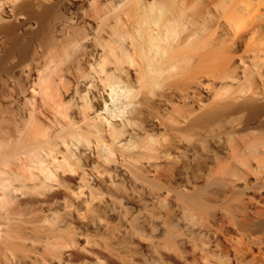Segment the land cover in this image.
<instances>
[{
    "label": "bare ground",
    "instance_id": "obj_1",
    "mask_svg": "<svg viewBox=\"0 0 264 264\" xmlns=\"http://www.w3.org/2000/svg\"><path fill=\"white\" fill-rule=\"evenodd\" d=\"M91 2L0 0V100L17 110L0 107V264H35L29 233L58 238L120 196L162 250L264 264V0ZM35 45L52 65L24 64ZM49 89L64 98L46 107Z\"/></svg>",
    "mask_w": 264,
    "mask_h": 264
},
{
    "label": "rangeland",
    "instance_id": "obj_2",
    "mask_svg": "<svg viewBox=\"0 0 264 264\" xmlns=\"http://www.w3.org/2000/svg\"><path fill=\"white\" fill-rule=\"evenodd\" d=\"M91 1H92L91 5L95 6V4L97 3V0H91ZM73 9L77 10V7H74ZM29 38H30V36L28 35V37H26V40H28ZM32 52H33L32 57L29 58L24 64H34V62H35V63H38V65H40V66H38L39 68H42L41 66L46 67V66L52 65L49 61V57H48L49 53L47 51H44L42 49V47L35 45ZM9 60L7 61V65L11 66L15 62H17L18 58L12 57ZM38 60H39V62H37ZM54 91L55 90H52V89H49L46 91H40V93L36 94V97L37 98H39V97L46 98V102H47L46 107H49L50 103H54L55 101L58 102V99L62 100V98H64L63 96L59 95V92H57V91L54 92ZM7 97H4L0 100V107H2V108H4V107L8 108L9 107L11 109L12 113H17V110L15 111L13 109V107L11 106V105H13L12 104V98L10 96H7ZM30 107L35 108V103H31V102L28 103L27 108H30ZM37 113L41 114L44 112H42L40 109H37ZM41 116H43V115L41 114L39 117L41 118ZM6 128L10 129V126H7ZM69 163L73 167H75V169H78V167H79L80 171L83 169V167H85L84 160L80 159V158L77 160V162L73 158L69 161ZM13 165H14V163H8L6 168L10 169ZM76 172L78 173V170ZM77 173H76V175L75 174H73V175L77 176ZM150 183L153 186V181ZM126 187H127V185H126ZM97 190H98V192H97ZM95 192L97 194L99 193L98 195H101L104 193L103 189L99 188V187L95 188ZM122 197L123 196L115 197L113 199L114 201H117V203H119V204L115 203L116 205L114 204V206L111 207L108 210V212L107 211H105V212L104 211L92 212L91 210H88L85 208L77 210L75 213L73 212L74 213L73 215H70V216H68V218H66L67 222L63 221L65 224L63 222L60 223V228H61V231L63 234L58 235V238H55L57 236H51V237L47 236L48 238L46 236H42V237L38 238L34 233H32V234L29 233V235L32 237H29V239L27 241H28V244L30 243L29 244L30 247L32 246L31 247L32 250L27 251L26 254L31 256V258H33V256H35L34 259L36 261L34 259H32V261L35 264H46V263L47 264H58L59 253H63V255H64V259L62 260V263L59 262L60 264H67L68 261H69L68 264H88V263L89 264L90 263L91 264L92 263L93 264H146V263L157 264L158 262H160V264H172V263L173 264H177V263L178 264L179 263L180 264H185V263L186 264H199L198 260L196 261L194 259L195 260L194 261L192 259L193 257L191 258L190 256L187 255L186 251H184L185 250L184 248L181 249V247H180V249H178V252L180 253L181 256H179L178 254L176 255V253L174 251H166L165 249L162 250V248L160 246L161 245L160 241L162 239L161 235H155V234L151 233L150 232L151 228H150L149 223H148L149 226H147V223H143V225L145 224V226H143L142 223H140V222H144V220H145V214L144 213L146 212V209L140 205L135 204V202H133V199L128 201V199H126L125 197H123V198ZM6 199L10 200V202H11V203H9V205H7L8 209L10 206L11 207L15 206L14 204L17 205L16 200L12 201V198H10V197H6ZM128 202H130V203L128 204ZM115 206H116V208H115ZM127 207H129V208H127ZM112 208H115V209H112ZM121 208H124V209L122 210ZM142 208H144V210ZM140 212H142V213H140ZM89 213H90V215H89ZM117 214H118V216H117ZM59 215H60L59 212H57V213L55 212L54 214L53 213L48 214L49 217L51 216L52 220H54V218L58 217ZM138 215H139V217H138ZM76 216H77V218H76ZM136 216H137V218H136ZM142 217L144 219H142ZM87 218H89V219H87ZM140 218H141V221H140ZM135 219H139L136 221L137 222L140 221V222L137 223L135 221V225H134ZM87 221L89 222V224H87L88 223ZM90 221H92V222H90ZM110 224L112 226L113 225L114 226L111 227ZM125 225H127V226H125ZM4 226H5V224L3 223L2 228ZM137 226L139 229L137 228ZM126 227H127V229H126ZM129 229L131 230L133 235L129 234V233H131V232H129L130 231ZM127 230H129V231H127ZM67 231L71 233V236L67 235ZM107 231H109L110 233H108ZM125 231H127L126 232V234L128 233L127 235H123V233L125 234ZM121 236L122 237L125 236L124 237L125 239L122 238ZM66 237H68V238H66ZM69 237H71L70 240L72 241V243H70ZM116 238L117 239L120 238L121 240L119 239L120 240L119 241ZM130 238H132V240ZM122 239H124V241ZM87 240L90 241L89 242L90 245L88 244ZM27 241H26V243H27ZM62 241H64V243ZM113 241L117 242V244H115ZM156 242H157V244H156ZM54 243H57L59 245L54 244ZM86 244H87V246H85ZM53 245H55V246H53ZM35 246H36V248H35ZM68 248H70L69 249L70 252H69ZM109 248H110V250H109ZM107 249L109 252L107 251ZM79 250L80 251L82 250V252H80ZM124 250H125V252H124ZM102 251H104V252H102ZM165 251L168 252V254ZM57 252H59V253H57ZM171 252H173L174 254H172ZM164 253L167 255H165ZM89 254H91V255H89ZM166 256H168V257H166ZM170 256H172V258H170ZM67 257H70V258H67ZM229 258L231 260L227 264H248V263H250V262H246L247 259L235 261L232 258V255H230ZM65 260H67V261H65ZM75 260L76 261L79 260V261L76 262ZM172 260L174 262H176L178 260L179 262L174 263V262H172ZM84 261H86V262H84ZM150 262H152V263H150Z\"/></svg>",
    "mask_w": 264,
    "mask_h": 264
}]
</instances>
